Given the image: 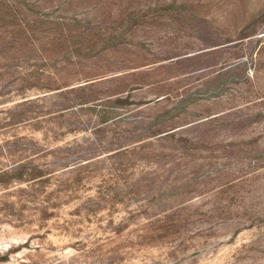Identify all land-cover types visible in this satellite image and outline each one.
Instances as JSON below:
<instances>
[{
  "label": "rangeland",
  "instance_id": "rangeland-1",
  "mask_svg": "<svg viewBox=\"0 0 264 264\" xmlns=\"http://www.w3.org/2000/svg\"><path fill=\"white\" fill-rule=\"evenodd\" d=\"M0 264H264V0H0Z\"/></svg>",
  "mask_w": 264,
  "mask_h": 264
}]
</instances>
